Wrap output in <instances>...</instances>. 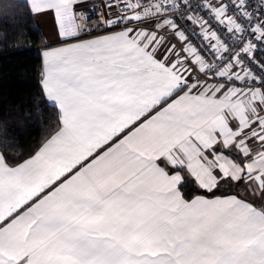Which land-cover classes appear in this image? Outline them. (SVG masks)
<instances>
[{
  "label": "snow or ice",
  "instance_id": "1",
  "mask_svg": "<svg viewBox=\"0 0 264 264\" xmlns=\"http://www.w3.org/2000/svg\"><path fill=\"white\" fill-rule=\"evenodd\" d=\"M83 2L23 0L77 42L42 53L51 134L0 152V264H264V0H105L88 40Z\"/></svg>",
  "mask_w": 264,
  "mask_h": 264
},
{
  "label": "trees",
  "instance_id": "2",
  "mask_svg": "<svg viewBox=\"0 0 264 264\" xmlns=\"http://www.w3.org/2000/svg\"><path fill=\"white\" fill-rule=\"evenodd\" d=\"M44 37L23 0H0V152L11 162L33 154L51 134L56 110L42 91ZM186 198L199 191L186 180Z\"/></svg>",
  "mask_w": 264,
  "mask_h": 264
},
{
  "label": "crops",
  "instance_id": "3",
  "mask_svg": "<svg viewBox=\"0 0 264 264\" xmlns=\"http://www.w3.org/2000/svg\"><path fill=\"white\" fill-rule=\"evenodd\" d=\"M96 1L97 0H84L83 3L76 5L75 9L87 7V6L95 3ZM33 18H34L35 23L38 26L39 30L41 31V33H42V35L44 37L45 44H46V46L41 49V56H42L43 51H45V50H48V49H51V48L63 47V46H65L66 43H75V42H77V40L75 38L69 39L67 41H64V40H62L60 38V36L58 34L57 27H56V23H55V16H54V13L52 11H48V12H46L44 14L35 15V16H33ZM189 26L190 27H195V26H192V25H189ZM120 30L121 29H113V30L102 32V33L94 35V36H90V37H81L80 36L79 39H81V40L93 39V38H96V37H99V36L107 35L110 32H116V31H120ZM168 34L171 36L170 33H168ZM176 43H177V41H176ZM41 73H42V70H41ZM40 85H41V83H40ZM48 103L50 104V102H48ZM186 180L191 181V178L190 177H186ZM193 184L195 185L194 182H193ZM198 190L199 191H204L202 189H198ZM214 191H218V192L221 193L220 195H216V196L238 194V195L241 196V198H245V199H248L250 202H253L257 207H261L262 206V202L260 201L259 197H253L251 195H245V193H244L242 188H237V187H235L233 185H230V184L222 183L221 187L219 189H217V190H214ZM197 195H203V194H197ZM204 196L211 197V196H208V195H204Z\"/></svg>",
  "mask_w": 264,
  "mask_h": 264
},
{
  "label": "built area",
  "instance_id": "4",
  "mask_svg": "<svg viewBox=\"0 0 264 264\" xmlns=\"http://www.w3.org/2000/svg\"><path fill=\"white\" fill-rule=\"evenodd\" d=\"M197 2L204 3L205 0H193V3H197ZM212 2L214 3L215 0H212ZM104 3H105V0H97L95 3H93L87 7L75 9L77 12L84 13V15L87 17V19H82L81 22L86 25L88 30L85 31L81 35V37H90V36H94V35L100 34L102 32H105V31H109V30H113V29H121L123 27V25L115 26L112 28H107L106 26H99V27L97 26L101 15H104L105 17H108V18H113V17L109 16V9L104 7ZM200 14L204 15L205 18H208L207 14L205 12L202 11ZM129 26H131V25H129ZM196 31L198 32L199 29L197 28ZM161 35H165L167 42L176 43V41L168 33L161 32ZM190 39H192L194 44L199 45L201 43V38L197 35L191 36ZM203 52H204L205 56L209 60H211V56L208 55L207 48H204ZM208 82L213 83L215 81L209 80Z\"/></svg>",
  "mask_w": 264,
  "mask_h": 264
}]
</instances>
